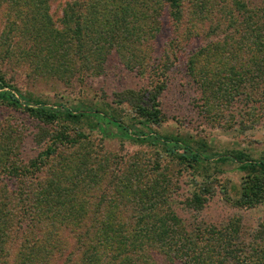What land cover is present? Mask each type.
<instances>
[{
  "label": "rangeland",
  "instance_id": "374dc122",
  "mask_svg": "<svg viewBox=\"0 0 264 264\" xmlns=\"http://www.w3.org/2000/svg\"><path fill=\"white\" fill-rule=\"evenodd\" d=\"M217 1L184 0L180 29L166 13L152 42L136 47L137 52H113L103 64L91 58L93 67L103 66L101 73L75 74L68 63L63 67L43 64L44 53L34 49L37 40L31 39L20 23L26 9L0 0V71L31 100L81 111L98 109L132 133L140 129L146 135L177 137L204 155L241 153L249 160H262L264 51L243 45L241 33L232 35L218 28L216 25L222 27L219 15L213 23L202 19L209 8L217 14ZM247 1L264 8V0ZM70 2L49 3L52 22L46 23L47 28L62 27L63 10ZM203 7L207 10L200 14ZM260 22L264 24V19ZM210 24L214 28L209 29ZM218 41L227 46L216 45ZM124 56L130 60L129 66ZM142 59L148 66L139 67ZM155 76L165 83L159 98L164 120L158 125L140 118L132 105L117 102V94L122 92L153 90ZM57 136L62 140L55 145L56 157L30 173L27 167L38 168L37 160L42 156L46 159L51 138ZM217 159L212 156L201 165L190 166L166 153L162 145L122 135L114 123L60 119L46 124L26 108L0 101V192L8 193L13 201L23 190L39 191L47 196L40 206L45 211L85 210L92 217L95 214L112 222L120 221L118 212H122L132 227L151 229L161 224L183 225L193 232L195 242L204 240L206 264H264V181L258 190L239 164ZM251 190L258 193L256 206L244 202L245 193ZM196 192L208 199L201 212L193 211L190 205ZM155 209L172 210L176 219L157 216ZM142 211L148 214L137 218L136 213ZM85 222L93 224L90 219ZM204 224L211 230L201 234L198 227L204 228ZM233 226L238 229L236 236L234 229H229ZM94 233L98 235L96 229ZM61 236L72 251L75 240L64 230ZM234 241L244 245L238 252L239 260L224 254ZM143 243L145 252L155 254L159 264H186L170 261L171 253L158 251L152 237Z\"/></svg>",
  "mask_w": 264,
  "mask_h": 264
},
{
  "label": "trees",
  "instance_id": "16d2710c",
  "mask_svg": "<svg viewBox=\"0 0 264 264\" xmlns=\"http://www.w3.org/2000/svg\"><path fill=\"white\" fill-rule=\"evenodd\" d=\"M53 1L56 0H30V2L10 0L11 3L22 5L26 9V17L20 19V23L26 29L28 36L31 39L33 36L37 40L34 39L38 42L34 49H39L40 54L44 53L42 63L52 62L53 66L61 67L68 63L73 65L75 74L101 73L103 66L93 67L91 58L103 64L113 52L122 55L132 49L137 52L136 47L148 41L152 42L157 36V32L163 27L162 18L166 13L178 29L184 14V0H71L63 10L62 27L47 28L46 23L52 22V14L47 6ZM214 6L217 8V14L215 15L213 9L207 10V7H203L204 10L201 9L200 14L207 11L205 17L201 15L202 19L213 23L215 17L219 15L222 27L216 25L218 28H223L222 31H229L228 33L232 35L236 33L238 36L241 33L244 39L243 45L255 47L258 52L264 51V24L260 22L264 19V8L253 5L247 0H218ZM212 28L214 24L209 25V29ZM216 45L226 47L227 43L218 41ZM255 57L251 56V59ZM125 58H127L126 65L129 66L131 62L128 57L124 56ZM145 60L147 61V58ZM145 60L143 63L142 59L139 67L148 66ZM246 74L249 75L250 72ZM159 79L158 76L154 77L156 86L153 90L117 94V102L132 105L140 118L158 125L164 120L159 98L165 90V83H161L162 80ZM0 101L17 108H26L46 124L56 123L60 119L68 122H88L91 119H98L110 124L114 123L122 129V135L143 143L162 145L166 153L190 166L201 165L204 161L211 160L212 156L218 157L217 160L222 163L232 161L239 164L240 170L248 172L251 176L250 182L254 185L252 187L259 190L263 186L264 158L252 161L241 153L232 156L204 155L199 149L177 137L146 135V132L140 129L132 133L130 128L119 123L115 117L103 114L98 109L81 111L80 108L66 107L63 104L49 105L41 100H31L19 93L1 71ZM51 139L52 143L45 152L46 159L42 156L37 160V169L27 167L30 173L44 167L50 159L56 157L55 145L62 140V137ZM38 142L42 143L43 138L39 137ZM23 191L16 193L14 201L7 195L8 193L0 192V264H159L160 261L155 254H149L143 249L144 240L151 237L155 239L158 251L171 253L169 259L172 262L206 264L205 257L203 258L207 254L202 246L204 240L195 242L191 237L193 232L183 225L161 224L160 227L151 229L137 225L132 227L126 223L127 216L122 212H118L121 220L118 221L119 218L112 222L109 218L100 220L95 214L92 217V213L85 210L45 211L40 206H43L44 199H47L46 195H42L39 191ZM257 194L252 190L246 192L244 202L256 206ZM207 201L206 197L196 192L193 193L190 205L193 211L201 212ZM147 214L143 211L140 214L136 213L137 218ZM154 214L176 219L172 210L155 209ZM60 219L68 221L74 227L59 224ZM88 219L93 224L88 222L83 224ZM203 226L204 228L198 227L201 234L211 230L209 225ZM190 228L197 231L195 227ZM95 229L97 236H94ZM147 229L151 230L147 233ZM229 229H234L233 233L236 236L237 227L233 226ZM63 230L67 231L76 243L70 252L66 239L61 236ZM239 242V245L236 242L229 243L224 254L239 260L238 252L244 246L241 241Z\"/></svg>",
  "mask_w": 264,
  "mask_h": 264
}]
</instances>
